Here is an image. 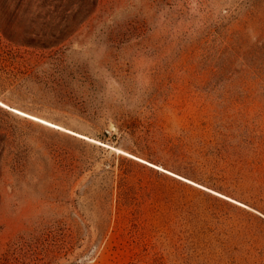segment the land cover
I'll use <instances>...</instances> for the list:
<instances>
[{"label": "rangeland", "instance_id": "rangeland-1", "mask_svg": "<svg viewBox=\"0 0 264 264\" xmlns=\"http://www.w3.org/2000/svg\"><path fill=\"white\" fill-rule=\"evenodd\" d=\"M0 264H264V0H0Z\"/></svg>", "mask_w": 264, "mask_h": 264}, {"label": "trees", "instance_id": "trees-1", "mask_svg": "<svg viewBox=\"0 0 264 264\" xmlns=\"http://www.w3.org/2000/svg\"><path fill=\"white\" fill-rule=\"evenodd\" d=\"M28 54L31 55V56L33 55V53H28ZM59 57H60V54L59 53H55L54 56H52V57L50 56V59L51 60H58L59 61L60 60ZM39 58L40 59H45L46 56L44 54L43 55H39ZM8 59H9V63H11V66H17L18 67V70L17 71H19V70L22 69L25 74H28L30 76L29 77V80L30 81L32 79H36V78H34L33 75H37L38 72L35 73V72H31L30 71V70H32L33 67L30 65L31 61L26 60L25 59V56L20 55V61H17V57H15L14 55H11L10 58H8ZM4 60L5 59H3V61ZM54 71H55L54 72V75L48 76V78L50 77L52 79V81L49 82V83H47V85L45 84L46 85V88H48L49 91L52 92L51 94H58V96H60V98L62 100H66L65 97H62L61 96V93H60L61 90L64 88L63 87L64 84L62 83L60 77L57 78V76L60 75L59 74V72H60L59 67H56Z\"/></svg>", "mask_w": 264, "mask_h": 264}, {"label": "bare ground", "instance_id": "bare-ground-1", "mask_svg": "<svg viewBox=\"0 0 264 264\" xmlns=\"http://www.w3.org/2000/svg\"><path fill=\"white\" fill-rule=\"evenodd\" d=\"M12 112H14L16 115H20V116H22V117H27V118H29V119H31V120H34V121H37V122H41L42 124H45V125H47L48 127L63 130V129H61L60 127H58V126H56V125H53V124L48 123V122L40 121V120H38L37 118H34V117H32V116H29V115H26V114L21 113V112H19V111L12 110ZM63 131H64V130H63ZM67 132H68V131H67ZM69 133H70V132H69ZM71 134H73V133H71ZM80 138H83V139L88 140L86 137H81V136H80ZM90 141H91V140H90ZM126 155H128V154H126ZM128 156H130V155H128ZM130 157H132V156H130ZM133 158H134V157H133ZM137 160H139V159H137ZM139 161L142 162V163H145V164H147V165H149V166H151V167H153V168H155V169H157V170L162 171V169H160L159 167H156V166H154V165H151V164H149V163H146L145 161H142V160H139ZM163 172H164V171H163ZM165 172H166V171H165ZM166 173H167V174H170V175H172V176H175V177H177V178H179V179L185 181L186 183H189V184L195 185V186H197V187H199V188H202V189L208 191L207 189H205V188H203V187H200V186L196 185L195 183H193V182H191V181H189V180L183 179V178H181V177H178V176H176V175H174V174H171V173H168V172H166ZM208 192H211V193H213V194H216V195H218L219 197H222V198H224V199H227L226 197H224V196H222V195H219V194H217V193H214V192H212V191H208ZM227 200H230V199H227ZM230 201H231V200H230ZM236 203H237V202H236ZM237 204H238L239 206L242 205V204H239V203H237Z\"/></svg>", "mask_w": 264, "mask_h": 264}]
</instances>
